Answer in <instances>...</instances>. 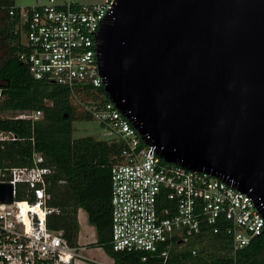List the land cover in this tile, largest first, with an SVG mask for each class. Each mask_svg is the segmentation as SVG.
Returning a JSON list of instances; mask_svg holds the SVG:
<instances>
[{"label":"water","instance_id":"1","mask_svg":"<svg viewBox=\"0 0 264 264\" xmlns=\"http://www.w3.org/2000/svg\"><path fill=\"white\" fill-rule=\"evenodd\" d=\"M98 39L104 90L146 143L264 215V0H116Z\"/></svg>","mask_w":264,"mask_h":264},{"label":"built area","instance_id":"2","mask_svg":"<svg viewBox=\"0 0 264 264\" xmlns=\"http://www.w3.org/2000/svg\"><path fill=\"white\" fill-rule=\"evenodd\" d=\"M115 3L38 0L12 7L9 13L18 20L14 33L23 47L20 58L30 74L68 87L78 101V90L86 85L104 88L98 37ZM83 104L112 134L110 140L123 144L111 172L114 250L160 253L166 260L172 243L188 241L205 226H212L214 234L224 231L235 253L264 235L263 205L232 181L165 162L113 101ZM42 114L24 111L15 117L35 121ZM11 139L17 137L0 131V141ZM52 173L39 153L31 165L0 167V184L11 185L13 196V202H0V264H76L83 258L62 230L48 225V216L59 212L49 206ZM21 189L35 201L17 200Z\"/></svg>","mask_w":264,"mask_h":264},{"label":"trees","instance_id":"3","mask_svg":"<svg viewBox=\"0 0 264 264\" xmlns=\"http://www.w3.org/2000/svg\"><path fill=\"white\" fill-rule=\"evenodd\" d=\"M14 6L16 0H0V131L17 137L0 141V167L31 165L35 153L44 156L45 165L53 170L47 187L49 206L59 210L48 216L49 227L62 230L72 246H79L78 211L83 208L96 228L95 244L115 264H263L264 235L235 253L224 231L214 234L212 226L203 227L186 242L172 243L166 260L160 253L113 249L111 172L121 160L123 144L74 137L75 121L96 120L83 103L102 105L110 98L103 87L86 85L78 90V101L68 87L34 78L20 58L23 47L14 33L18 20L9 13ZM37 110L43 114L35 121L15 117ZM16 199L35 201L22 189Z\"/></svg>","mask_w":264,"mask_h":264},{"label":"rangeland","instance_id":"4","mask_svg":"<svg viewBox=\"0 0 264 264\" xmlns=\"http://www.w3.org/2000/svg\"><path fill=\"white\" fill-rule=\"evenodd\" d=\"M44 1H47V0H44ZM76 1L81 4H94V3L103 2L104 0H76ZM37 3H38V0H16V5L19 7L32 6V5H36ZM7 115H8L7 113L2 114V116H7ZM85 136H93L99 140H110V138L112 137V134L108 130H106L102 126L100 121L98 120L75 121L74 137L79 138V137H85ZM87 219H83L82 221L83 223H82V229H81L80 243H82V245H85L86 248L94 247L95 249L92 252L80 251V253L84 255L85 257L96 258L98 261L104 262L105 264H110V260L106 258V256L107 257L109 256L105 252L104 248L97 246L95 243L94 244L92 243L96 240V228ZM87 243L89 245H87ZM85 263L86 264H96V263H93L87 260H85Z\"/></svg>","mask_w":264,"mask_h":264},{"label":"crops","instance_id":"5","mask_svg":"<svg viewBox=\"0 0 264 264\" xmlns=\"http://www.w3.org/2000/svg\"><path fill=\"white\" fill-rule=\"evenodd\" d=\"M83 208H80L79 209V211H78V219H79V222H80V232H79V237H78V247L80 248V251H82V252H88V251H90V252H92L95 248L94 247H88V248H86L85 247V245H82V243H80V236H81V229H82V221H83V219H87V217H88V214H87V212L84 210ZM86 212V213H85ZM87 220H89V219H87ZM96 241H97V233H96V240L94 241V242H92L93 244L94 243H96ZM91 243V244H92ZM90 244V245H91ZM92 244V245H93ZM87 245H89L88 243H87ZM103 248V247H102ZM106 252V251H105ZM107 253V252H106ZM108 254V253H107ZM106 256V255H105ZM108 256L109 257H107L106 256V258L108 259V260H110V264H115V260L108 254ZM109 258H111V259H109ZM85 260H87V261H90V262H93V263H96V264H105L104 262H101V261H98L96 258H92V257H85L84 255H83V258H81V259H79L77 262H76V264H86L85 263Z\"/></svg>","mask_w":264,"mask_h":264}]
</instances>
